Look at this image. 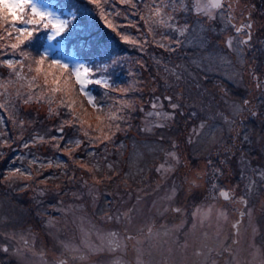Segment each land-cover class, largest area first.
Wrapping results in <instances>:
<instances>
[{"label": "rangeland", "instance_id": "rangeland-1", "mask_svg": "<svg viewBox=\"0 0 264 264\" xmlns=\"http://www.w3.org/2000/svg\"><path fill=\"white\" fill-rule=\"evenodd\" d=\"M185 2L189 11L174 13L175 22H187L196 33H200L203 27L202 35L206 45L203 49L182 37H177L168 28L148 33V25L142 18L148 15L149 9L146 5L152 6L153 0H131V3L99 0L98 4H92L90 0H35L40 8L57 13L63 19H68L64 10L74 14L75 9L78 16H75L73 23L61 36L54 39L47 37L45 40L44 36H41L40 41L34 36L30 42L26 41L16 50L10 47L12 43H16L15 29L10 23L0 27V37H3L0 39V84L14 81L8 85L6 95L5 89L0 87V104H5L7 100L12 105L9 107L5 104V107L0 108V123H5L0 125V247L10 243L5 232L11 231L19 236L23 213L26 211L99 210L97 206L102 195L101 185L107 186L108 195L120 197L117 202L123 212H135L142 218H146V214L153 207L147 203V195L168 196L166 202L169 211L177 206L175 204L186 206L195 200L202 201L212 197L209 202L211 204L217 198L218 210L227 216L226 219L220 216V226L225 225L223 220L237 218L238 214L234 212L237 211V205L240 211L247 210L244 215L247 216L245 226H253L252 230L257 231V224L251 222L253 219L259 221L264 217V180L258 174L264 171V98L261 99L264 97V87H256L251 70H255L264 84V0L260 8H256L254 0H230L232 8L229 9L225 4L222 10H217L216 19L211 21L205 16L197 15L192 9V0ZM159 3L160 0H155V4ZM221 11L225 16L231 14L234 17L231 23L220 19ZM28 15L30 12L27 9L26 18ZM249 22L253 24L252 47L239 43L240 39L245 37V30L241 33L235 31L240 24ZM89 23H100L112 32L118 42L116 51L107 46L99 52L96 51L98 57L89 55L93 62L89 65L91 70L110 75V83L106 89L110 99L104 100L100 107L85 100H82L83 103L76 100L82 96L73 94L76 88L72 92V81L75 77L72 76L69 80L70 98L75 102L74 109L79 111L80 118L86 121L80 125L73 116L58 117L61 112L58 96L64 93H55L51 104L48 102L51 93H47L43 99L39 97L42 90L47 92L48 88L54 87L51 83L44 85L45 74H48L50 81L60 77L61 86L64 78L69 75V72H64L60 66L50 67L51 59L61 60L71 67L77 63L86 66L81 59L67 52L59 39L78 34L82 40L90 42L88 33L92 28ZM21 26L17 23V27ZM5 29L12 32L11 37H8ZM163 36L178 38L184 42L180 46L173 44L172 47L176 50L172 52L160 48L155 42L151 45L153 40L163 42ZM125 37L129 39L126 41ZM229 37L233 38L236 52L226 47L225 41ZM133 40L137 43H132ZM105 41L108 43V40ZM4 45L9 47L4 48ZM36 49H39V52ZM160 49H164V53ZM45 50L50 52V56L45 60L42 72L37 74L35 60ZM21 53L24 55L21 56ZM205 55H210L213 59L202 60ZM218 55H223L230 63L215 59ZM6 58L21 61L16 64L15 70L20 72L23 78H18L13 69L2 63ZM121 60L129 74L127 82H122L113 71L114 66ZM193 60L197 63H193ZM242 60H247L248 63H241ZM173 71L184 77L179 86L176 85ZM32 76H37L39 87L33 90L34 81L30 90L32 100L25 104L23 101L27 99L28 82ZM130 87L133 91L129 93L120 91ZM17 89L23 94L20 98L16 97ZM178 92L183 95L178 96ZM133 93H136L135 96ZM185 94L190 97L192 106L200 114V120L188 124L186 122L191 120V114H184L188 112L185 109ZM167 96L174 97V102L181 104V109H170ZM127 97L136 101L137 113L131 116V127L126 132H118L115 123H120L121 128L127 127L126 123L109 121L108 116L111 113L118 116L127 115L126 111H120L119 103ZM157 97V108L153 110L151 102ZM243 99H248L255 106L259 113L257 116H251L247 110L240 116H233L229 105L224 102L227 100L229 103H239ZM152 111H176L175 121L170 123L171 127L175 126L176 122L180 123L178 128L181 131L173 133L170 131L171 127H153L149 132L143 131L146 123L163 122L155 116L147 115ZM217 112H223L230 119L236 120V126L242 130L241 138L243 132L253 130L250 142L241 147V143L233 139L235 133L229 132L228 125L223 120L212 119ZM69 120L73 121L71 125L65 123ZM201 120L213 121L214 125L194 133L193 129L198 128ZM250 120L256 122V125L249 122ZM110 123L111 130L107 127ZM98 124L103 133L97 129ZM61 128L63 133L60 132ZM113 132L114 142L103 140V135L111 136ZM212 133L215 134L216 140L211 138ZM61 136L63 139H60ZM54 137L56 139H53ZM89 137L100 139H93L90 143ZM76 140L82 143L77 146L73 142ZM121 144L124 146L120 147ZM211 145L214 146L210 148ZM206 147L210 149L201 153L200 150ZM195 150L200 153L196 154ZM173 151L180 158V163L174 165L175 171H157L162 164L165 169L170 163L174 164L168 156V153ZM108 165H111V168ZM215 168H219L221 174L214 175ZM16 169L20 172L16 173ZM121 180H124L123 185H128L125 180L134 181L136 187L129 190L125 187H115L113 182ZM141 180H148L151 189L146 191L147 187L142 185ZM193 180L195 184L191 183ZM250 181L255 182L251 190L248 189ZM221 189L229 191L232 199L222 198L219 194ZM240 197L247 200L245 206L238 202L242 201ZM224 202L229 206L222 207ZM155 203L157 202L154 199L153 204ZM108 205L110 208L111 203ZM111 208L112 211L116 210L113 206Z\"/></svg>", "mask_w": 264, "mask_h": 264}, {"label": "flooded vegetation", "instance_id": "flooded-vegetation-1", "mask_svg": "<svg viewBox=\"0 0 264 264\" xmlns=\"http://www.w3.org/2000/svg\"><path fill=\"white\" fill-rule=\"evenodd\" d=\"M123 181L113 183L115 187L127 190L136 187L134 181L125 180L128 185H123ZM141 181L147 187L146 191L151 189L148 180ZM106 187L101 185L99 210L24 212L19 236L11 231L4 233L10 243L0 247V264H56L57 258L67 260L68 264H137L136 249L141 250L139 257L143 264H200L206 257H198L195 253L206 252L204 245L218 249L212 254L217 264H228L229 260L239 264H264V217L259 221L253 219L251 223L257 224L254 232L253 226H245L247 210L240 211L236 205L237 218L223 220L225 225L220 226L217 198L211 204L212 197L195 200L186 206L175 204L173 209H181L176 212L173 209L165 211L168 196L147 195V203L153 207L146 218H142L135 212H123L117 202L120 197L108 195ZM240 198L245 206L247 200ZM154 199L159 204H153ZM108 203H111L110 208ZM204 203L207 204L202 210ZM112 206L116 210L112 211ZM221 206L229 205L224 202ZM205 213H208L207 217ZM109 216L120 219H106ZM112 233L118 236L113 237ZM21 236L31 245V251L24 250L22 261L13 255L16 248L23 246ZM125 237L133 239L126 240ZM113 240L116 243L123 241L125 247L109 251ZM4 248L9 251L4 252ZM97 248L104 250L96 251Z\"/></svg>", "mask_w": 264, "mask_h": 264}, {"label": "snow or ice", "instance_id": "snow-or-ice-1", "mask_svg": "<svg viewBox=\"0 0 264 264\" xmlns=\"http://www.w3.org/2000/svg\"><path fill=\"white\" fill-rule=\"evenodd\" d=\"M90 2L92 4H98L99 0H90ZM121 3H131V0H120ZM225 4L228 5V8L231 9L232 8V4L230 2V0H192V9L197 13V15L199 16H205L208 18V20H215L217 17V10H222L225 6ZM133 7H135V5H133ZM146 7H148V15L142 19H144V23L148 25L147 28V32L148 33H155L157 31V29L160 28H168L170 29V31L172 33H175L177 37H182L185 39V41L189 42V43H194L196 44L198 47H200L201 49H203L206 45L204 43V37L202 35L203 32V27H201V32L200 33H196L193 32L191 29V26L185 22L183 24H177L175 22V15L174 13L177 12H187L189 11V6L188 4L185 2V0H160L159 4H155V0H153V5L152 6H148L146 5ZM28 9L30 12V15L25 16V10ZM220 15V19L225 20L227 23H231L233 20V16L231 14H229L228 16H225L223 14V12L221 11L219 13ZM250 15V14H249ZM9 16L11 17V20L9 21ZM75 14H71L70 18L68 19H63L61 18V16L57 13H54L52 11H48L45 9L40 8L36 3L35 0H0V27H2L5 24H11V27L13 29H15L16 32V43H12L10 45L12 50H16L19 49L21 45L25 44L26 41H31L35 34L38 32H41L43 30H49L50 35H49V39H54L55 37H59L61 36L63 33L66 32V30L69 28V26L73 23V21L75 20ZM17 23H19L20 25H22L21 27H17ZM31 26V27H29ZM109 27H111V24L109 23ZM252 28H253V24L252 23H245L241 26H238L235 28V31L237 33H241L242 31H244L245 29H247L248 31L245 33V37L240 39L239 43L246 46V47H252V40H253V36H252ZM5 31L7 32V29H5ZM8 37L12 36V32H7ZM0 39H3V37H0ZM129 38L125 37V40L127 41ZM163 42H158L153 40L152 42H155L158 44V46L160 48H166L169 52L175 51L176 49L172 47L173 44H176L177 46H180L184 41H182L181 39H171L168 36H163L162 38ZM132 43H137V41L133 40L131 41ZM233 38L229 37L226 41V47L231 50L232 52H236L237 49L233 47ZM30 46V44H29ZM4 48H8V45H4ZM241 51H243V49H241ZM24 54L21 53V56H23ZM50 56V52L45 50L43 51V54L39 56L38 59L35 60V63L37 65V67L35 68V72L37 74H40L42 72V66L45 63V60H47ZM202 60H211L213 59V57H211L210 55H205L204 57L201 58ZM215 59L219 60V61H223V62H228L230 63V61L226 60V57H224L223 55H218L215 57ZM193 63H197L196 60L192 61ZM2 63L4 65H6L7 67L13 69L15 75L18 78H23L21 76V73L16 71V64L17 63H21V61L19 60H13V59H4L2 61ZM241 63H248L247 60H242ZM58 65L60 66L61 69L64 70V72H69V75L66 76L64 78V83L63 86H61V81H60V77H55L53 78L51 81L49 80V76L48 74L44 75V85H49L50 83L52 85H54V87H50L47 89V92L45 91H41L40 92V99H43L45 97V95H47V93H51L52 95L49 96L48 98V102L51 104L55 93H64L65 97H67V99H62L60 101L61 105L66 106L67 110H70L69 114L73 116V119L80 125H83L84 123H86V121H83L80 116L78 114L75 113V109H74V101H72L70 99V88H69V80L72 78V76L75 77V81L77 82V84L79 85V90L81 92H85V88L88 84H91L93 82H95L96 84H101L103 83L102 80H96V81H92L88 79V76L91 73V69L89 67H86L84 64L81 63H77L74 66L71 67L70 69V65L68 63H65L61 60L58 59H51L49 62V66H55ZM199 66V65H198ZM21 67H23V64H21ZM64 72L61 73V75H64ZM173 75L175 76V80H176V85L179 86L180 83L183 82L184 77L182 74H176L175 71H173ZM251 75H252V79L254 81H256V87L257 88H261L264 87V84L261 83L259 77L256 75L255 70H251ZM37 80V76H32L31 79L28 82V88H29V92L27 94V99H24V103L27 104L32 100V95H31V88L33 87V82ZM14 81H6L3 84H0V87H3L5 89V93L4 95L7 94V87L9 84H13ZM105 87H108L107 84H105ZM197 88H199V85H197ZM121 92L123 93H129L131 91H133V89L130 87L128 89H120ZM154 91V89H153ZM86 95H88L89 98V102L93 103L94 106L96 107H100L99 105L96 104L95 102V97H93L90 93H86ZM22 93L20 92L19 89L16 90V97L20 98L22 97ZM178 96H182L183 93L178 92L177 93ZM166 99L170 102L169 107L172 110H180L181 109V104L174 102V97L172 96H167ZM159 100V97L155 98V101H152V108L153 110H155L157 108V102ZM226 104L229 105L231 111H232V115L233 116H240L245 110H247L251 116H257L259 113L256 110L255 106L251 104V102L248 99H243L242 102H231L229 103V101L225 100L224 101ZM120 103V111L124 112L125 110H128V114L127 115H116L115 113H111L108 116V120L115 122V121H121L126 123L127 127L125 128H121L120 123H115V129L118 132H126L128 130V128L131 127V112L135 111V105H136V101L131 98V97H127L124 99H121L119 101ZM5 104H8L9 107H12V105L6 100ZM5 104H0V108L5 107ZM149 117L155 116L157 118H159V120L163 121L162 123H158V124H149L146 123L145 127L143 128V131L145 132H149L152 130L153 127H171V123L170 122H174L175 121V117L177 115L176 111H166V112H162V111H152L149 112L147 114ZM197 113L196 112H192L191 116H196ZM221 119L224 121V123L226 125H228L229 128V132L231 133H235V135L233 136V139L235 141H239L241 144L245 143V142H250V135L252 133L253 130L249 129L246 132H243L242 134V138H241V132L242 130L236 126V120L235 119H230L229 116L225 115L223 112H217L216 115L214 117H212V119ZM21 123H23L21 121ZM65 123L71 125L73 123L72 120L66 121ZM209 126L208 125V121L207 120H201L200 124L198 125L197 129H193V132H197L198 130H202L205 127ZM89 127H91L89 125ZM107 127L109 128V130H111L112 128V124H108ZM97 129L103 133V129L100 127V125H97ZM60 132L63 133V128L60 129ZM85 135L87 136L88 133L87 131L85 132ZM113 136H115V132L112 133L111 136L109 135H103V140L105 141H109V142H114L113 141ZM211 138H215V134L212 133L211 134ZM53 139H56L55 137ZM60 139H63V136L60 137ZM93 139H100V137H89V142L91 143L93 141ZM74 143L77 144V146H79L80 143H82V141L80 140H76L73 141ZM191 137H189V143H191ZM174 143V142H173ZM27 146V145H26ZM120 147H123L124 145H119ZM58 147V145H57ZM229 151L231 149H228ZM168 156L170 158L171 161L174 162L170 163L168 165V168L165 169V166L162 164L160 165V168L157 169V171H160L162 173H166V172H171V171H175V167L174 165H178L180 163V158L179 156L173 151V152H169ZM83 167V165H82ZM109 168H111V165H108ZM89 171H91V169H89ZM16 173L20 172L19 169L15 170ZM213 174H221L220 173V169L219 168H215L213 170ZM260 178L262 180H264V171H261L258 173ZM13 175H15V173H13ZM192 184H195V180H193L191 182ZM255 182L254 181H250L249 185H248V189L251 190L254 187ZM173 192H175V189L172 190ZM220 196L225 197L226 199H232V197L230 196V192L229 191H224L221 190L220 191ZM238 202H242V201H238ZM168 209H165V211H167ZM173 211L176 212H180L181 209L179 208H175L173 209ZM199 211V210H198ZM211 210H209L210 212ZM208 216V213H205V217ZM220 216L223 218H227L226 214L221 212ZM106 219H120V217H106ZM195 227V225H194ZM149 232H151V229H149ZM14 235V234H13ZM113 237H117L118 234L116 233H112L111 234ZM217 235H219V233H217ZM205 236H207V233H205ZM20 239L23 241V246L22 247H18L13 251V255H15L18 259H20L22 261V257H23V253L24 250H29L31 251V245L29 240L24 237L21 236ZM101 239H103V237H101ZM126 240H131L133 239L132 237H125ZM121 248L123 249L125 247V244L123 243V241H121L120 243H116L115 240L111 241L108 247L109 251H114L115 248ZM65 248L67 249L68 246L65 245ZM204 248H206V252H200L198 251L197 253H195V255H197L198 257L200 256H204L206 257V259L202 260L200 262V264H217V259L215 258V256H213L212 254L217 252L218 249L215 247H209L208 245H204ZM103 248H97L96 251H103ZM4 252H8L9 249L8 248H4L3 249ZM137 253H138V258H137V264H143V261L140 259L139 257V253L141 252L140 249H136ZM229 251H231V249H229ZM56 264H68V261L62 258H57L56 260ZM228 264H239L238 261H232L229 260Z\"/></svg>", "mask_w": 264, "mask_h": 264}, {"label": "trees", "instance_id": "trees-1", "mask_svg": "<svg viewBox=\"0 0 264 264\" xmlns=\"http://www.w3.org/2000/svg\"><path fill=\"white\" fill-rule=\"evenodd\" d=\"M50 2H51V0H50ZM261 2H262V0H254L256 8H257V6H258V8H260ZM73 13L75 14V16H78L75 9H74ZM64 14H66V16L69 18L70 15L72 14V12L69 10L68 11L64 10ZM88 25L90 28H92V31L88 33V38L90 39V42L87 40H84V39L82 40V38H80L78 36V34H74L72 36H66V37H64L65 39L62 38V39H59V41H61L60 43L62 45L64 44L67 52H70L73 55H75L78 59H81L83 62L86 63V67H89L90 69H92L89 65H91L93 62L91 61V58L89 55L93 54V56L95 55V57H98L99 56L98 52L101 51L102 49L106 48L107 46H110L112 49H114V51H116L118 41L115 38V36L112 34V32L109 29H107L106 27H104L103 25H101L100 23H89ZM29 27H31V26H29ZM97 34H100V35L98 36ZM49 35H50V33L48 31L44 30L42 33H39V34L36 33L35 37L37 40L40 41L41 36H44V40H45L47 37H49ZM105 40H108V43ZM152 44H154V42H151V45ZM149 45H150V43H149ZM156 45L158 46V44H156ZM36 51L39 52V49L38 50L36 49ZM96 51H98V52L96 53ZM160 51H162V53H164V49H160ZM122 52L123 51H121V53ZM148 63L151 64V62H148ZM125 64H127V61H125ZM56 67H59V66L56 65ZM70 68H71V66H70ZM113 71L115 72L116 77L120 78L122 82H127V78H128L129 74H128L127 68L125 67L122 60L116 66H114ZM109 76H110L109 73H98V72H95L93 70L90 73V75L88 76L89 80H92V81L102 80L103 81V83H101V84H96L95 82H93L91 84H88L85 88L87 93H90L93 97H95V102L97 105H100L106 99H110L109 96L107 95V92H106L107 87H105V84L110 83V77ZM38 87H39V84H38V81L36 80L33 90H36ZM74 88H76V90L73 92ZM76 91L78 93H76ZM72 92L75 95L80 94L82 96V98L76 99V100H79L80 103H83L82 100H85L88 103H90L88 95L82 94L80 92L79 85L77 84V82L75 80L72 81ZM133 94L135 96L136 93H133ZM69 95L71 96L70 93H69ZM58 97H59L58 98L59 100L67 99V97H65L64 94L59 95ZM185 98H186L185 99V106H186L185 109L188 112H185L184 114H187V113L191 114L192 112L197 113L196 116H189V117H191V120H188L186 123L187 124L193 123V122L200 120V114H199L198 110L192 106V104L190 102V97L187 96V94H185ZM263 98L264 97H262L261 99H263ZM70 99L72 100V98H70ZM59 100H58V104H59L58 107L60 108L61 112H60L58 117L59 118H61V116L63 118L71 117L72 115L69 114L70 110H67L66 106L61 105ZM125 111H126V114H128V110H125ZM75 113L78 114L79 111H75ZM136 113H137V110L135 109V111L131 112V116L136 115ZM2 121H4V119ZM212 122L208 121V125H214V123H212ZM249 122H251L253 125H256V122H253L252 120H250ZM0 125L3 126V125H5V123H0ZM179 125H180V123L176 122L175 126L170 128V131L173 133H176L177 131H181V129L178 128ZM216 139L217 138L215 137V140ZM208 143H210V142H208ZM243 144H241V147ZM203 145L205 146V144H203ZM212 146H214V145H211L210 148ZM3 149H5V148H3ZM209 149L207 147L202 148L200 150V152L204 153V152H202L203 150H205V152H206ZM198 151L199 150H195L196 154L200 153ZM0 155H2V154L0 153Z\"/></svg>", "mask_w": 264, "mask_h": 264}, {"label": "water", "instance_id": "water-1", "mask_svg": "<svg viewBox=\"0 0 264 264\" xmlns=\"http://www.w3.org/2000/svg\"><path fill=\"white\" fill-rule=\"evenodd\" d=\"M221 190L227 191V190H225V189H221ZM221 190H220V191H221ZM219 193H220V192H219ZM221 197H222V196H221ZM222 198H224V199H225V197H222Z\"/></svg>", "mask_w": 264, "mask_h": 264}]
</instances>
